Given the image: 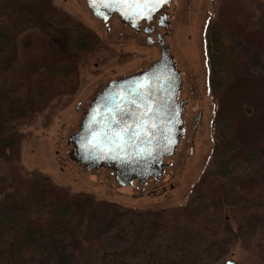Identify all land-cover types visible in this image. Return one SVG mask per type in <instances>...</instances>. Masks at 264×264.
Here are the masks:
<instances>
[{
    "label": "rangeland",
    "instance_id": "1",
    "mask_svg": "<svg viewBox=\"0 0 264 264\" xmlns=\"http://www.w3.org/2000/svg\"><path fill=\"white\" fill-rule=\"evenodd\" d=\"M166 10L168 28L159 29L158 21L150 26H157L181 75L179 100L186 99L188 109L184 135L174 155L164 159L157 182L121 187L109 169L86 171L72 162L67 139L96 94L109 82L148 68L159 59L158 47L116 14L106 25L96 20L85 0L20 5L0 0V26L17 30L0 56V94L8 106L23 107L27 119L19 127L25 137L18 182L0 162V216L23 213L27 197L43 187L35 192L24 179L37 174L51 184L43 190L57 187L133 211L89 221L109 256L121 252L117 264H148L153 260L143 247L165 245L161 231L156 237L144 232L156 225L152 217L161 218L167 231L196 235L186 252L180 250L192 264H264V0H171ZM79 27L98 37L92 51L76 49ZM215 28L221 36L216 48L207 40ZM150 39L156 42L155 35ZM38 90L44 96L70 95L41 110ZM220 197L230 204L222 211L216 207L221 212L214 206ZM135 213L139 217L132 219ZM188 213L195 218L186 225ZM134 227L141 231L134 233ZM167 253V260L181 259L177 250Z\"/></svg>",
    "mask_w": 264,
    "mask_h": 264
},
{
    "label": "water",
    "instance_id": "2",
    "mask_svg": "<svg viewBox=\"0 0 264 264\" xmlns=\"http://www.w3.org/2000/svg\"><path fill=\"white\" fill-rule=\"evenodd\" d=\"M171 0L155 6L151 18L135 13L131 5L113 6L106 0H90L86 6L96 20L108 22L116 14L123 25L149 35L156 13ZM166 28L168 14L158 20ZM149 40V38H148ZM159 59L135 74L111 81L89 102L78 130L67 139L69 159L86 171L103 167L121 187L146 180L157 182L183 136L184 102L178 100L181 77L168 47L158 37ZM121 128L120 136L113 133ZM103 133V134H102ZM225 264H234L227 261Z\"/></svg>",
    "mask_w": 264,
    "mask_h": 264
},
{
    "label": "trees",
    "instance_id": "3",
    "mask_svg": "<svg viewBox=\"0 0 264 264\" xmlns=\"http://www.w3.org/2000/svg\"><path fill=\"white\" fill-rule=\"evenodd\" d=\"M25 2L36 3L38 0H14V3L18 5ZM41 11V15L44 16L47 15L49 10L41 8ZM16 36V27L9 29L0 26V56L10 48ZM207 36L208 42H215L216 48L221 38L218 30L215 28V34L210 32ZM97 38L90 30L79 27L74 33L75 47L83 53L92 51L98 44ZM219 86L218 84L216 89ZM42 91H37V94L42 98L44 97L41 110L46 109L52 99L66 95L63 92L60 95L49 93L44 96ZM26 121L25 109L15 104L8 106V103L0 94V162L9 167L14 183L18 182L15 177H19L17 166L20 161L21 145L25 137L19 127L25 125ZM24 180L33 184L34 190L39 189L40 185L44 187L46 184L48 186L50 184L47 178L37 174L26 175ZM43 187L41 191L37 190L36 192L35 190V195L30 194L31 196L27 197L26 200L30 198L31 200H28L26 206H24L25 209L22 214L0 216V264L119 263L121 252L118 251L109 256L110 253L101 244L99 231L93 229L89 221L98 214L105 213L109 216L108 214L112 213V215L115 214L118 217L120 211H124L127 215L133 211L111 202L97 201L89 195H71L61 188L50 187V189L43 190ZM213 203L215 204V201ZM214 206L222 211L230 204L227 203L225 197H220ZM217 211L219 210L217 209ZM149 216L150 214H148ZM133 217L132 219H135L139 216L135 213ZM152 218V224L155 223L156 225L149 224L144 232L153 235L158 230L167 236H165V245H155L149 251L147 246L143 247V249L146 248L144 250L146 256L151 257L153 260L147 263L192 264V261L184 260V253H181L180 250L184 249V252H186L195 240L196 235L187 234L185 231L181 233L177 230L167 231L161 225V218ZM194 218L195 216L192 213H188L184 223L187 225L190 223V219ZM7 228H9L7 235H2L3 230ZM133 230L134 233L141 231L138 227H134ZM168 250H177V253L181 254V259L179 257L173 261L165 259L164 255H170L167 253ZM111 257L112 259H110Z\"/></svg>",
    "mask_w": 264,
    "mask_h": 264
},
{
    "label": "snow or ice",
    "instance_id": "4",
    "mask_svg": "<svg viewBox=\"0 0 264 264\" xmlns=\"http://www.w3.org/2000/svg\"><path fill=\"white\" fill-rule=\"evenodd\" d=\"M90 2L95 7L96 0H90ZM106 2L113 6L131 5L135 13L146 12L145 18L150 19L152 11L155 10V6L164 3L165 0H106ZM124 131L126 129L121 128L119 132H115L113 135L118 137Z\"/></svg>",
    "mask_w": 264,
    "mask_h": 264
},
{
    "label": "flooded vegetation",
    "instance_id": "5",
    "mask_svg": "<svg viewBox=\"0 0 264 264\" xmlns=\"http://www.w3.org/2000/svg\"><path fill=\"white\" fill-rule=\"evenodd\" d=\"M164 13H167V10L165 9V8H163L162 10H160V11H158L157 13H156V15H155V17H154V20L151 22V23H154V22H156V24H157V21L159 20V18L164 14ZM168 14V13H167ZM100 22H102L103 24H107V22L106 23H104L103 21H101V20H99ZM109 21V20H108ZM151 25V24H150ZM124 26H128V25H124ZM168 26H169V14H168V25H167V27L166 28H163V27H160L159 26V23H158V27H159V29H167L168 28ZM129 27V26H128ZM151 27V26H150ZM130 28V27H129ZM152 29H153V32L149 35V37L147 36V35H144L142 32H136V33H141V34H143L144 36H145V40H146V42L148 43V44H150V45H156L157 47H158V49L160 48V45H158L157 44V39H158V37H161V43L162 44H164L165 45V43L163 42V36L162 35H159L158 34V29H157V26H154V27H151ZM131 29V28H130ZM87 30V29H86ZM131 30H133V29H131ZM134 31V30H133ZM152 35H155L156 36V42L154 41V40H152V39H150L151 38V36ZM148 38H149V40H148ZM74 45H75V43H74ZM175 67H176V65H175ZM181 76V75H180ZM211 86H213L214 88H215V83H213V80L211 81ZM181 90H182V85H181ZM181 90H180V92H181ZM70 92V91H69ZM180 92H179V94H180ZM61 93H63V92H61ZM66 95H70V94H66ZM178 100H179V95H178ZM179 101H182V102H184V112H183V115H182V119H183V135H184V128H185V120H184V116L186 115V112H187V100L186 99H180ZM201 116H202V114L201 113H199L198 114V116H196V126L200 123V121H201ZM183 137V136H182ZM180 141H181V139H180ZM180 144V143H179ZM178 144V145H179ZM107 169V168H106ZM136 183H138V182H136ZM227 261H229V260H226L224 263H222V264H225ZM234 264H235V262H234Z\"/></svg>",
    "mask_w": 264,
    "mask_h": 264
}]
</instances>
